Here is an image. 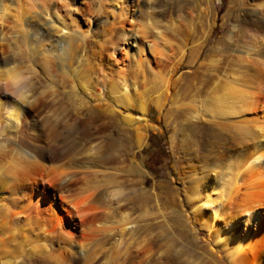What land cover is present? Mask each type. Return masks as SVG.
<instances>
[{
    "label": "rangeland",
    "instance_id": "rangeland-1",
    "mask_svg": "<svg viewBox=\"0 0 264 264\" xmlns=\"http://www.w3.org/2000/svg\"><path fill=\"white\" fill-rule=\"evenodd\" d=\"M156 2H158V5H155L156 10L151 12L152 16H150L151 13L149 16L159 28L165 27V29L163 27L165 31L161 30L165 38L170 39H168L170 52L167 54L171 56V62L174 61L173 58L178 59L176 67L179 84L177 83L176 86L175 99L179 103L170 106L165 104L161 112L157 113L151 103L152 95L146 96L145 122L137 118L139 114L132 106L134 104L127 109L114 105V100L109 93V84L116 79L117 72L122 76L123 72L127 81L130 78V81L133 79L132 84L135 90L141 91L142 86L148 84L146 81L142 82L140 76L133 74L132 58L130 56L126 58L123 49L119 48L109 55L111 49L105 42L109 37H114L115 31L128 27L127 23L122 28L112 24L109 10H112L111 8L115 12L128 10L133 14L136 25H139L146 19L144 18L146 17L144 0H50L48 2L36 0L33 6L22 10L21 20L12 8L4 15H1L0 11V68L13 66L15 70H19L20 91L27 98L22 103L19 121L21 124L28 123V127L26 125L24 130L14 128L10 124L2 127L0 145L4 147V150L0 148V158L2 159V154L3 156L15 154L18 148L24 149L27 142H32L38 147L39 154L43 153L53 158L48 164H55L70 176V182H66L61 187L57 186V183L43 185L41 180L35 179L42 199L34 203L29 208L31 210L25 209V213L18 217L17 223H21L24 234L19 233L20 231L13 234L8 232L0 237V242L6 240L0 243V264H55L56 261L52 256L59 254L62 244L55 237L50 236L47 239L43 232L34 229L33 226L37 223L32 222L35 225L26 226L23 223L24 215L30 214L29 216H32L33 220H38L39 223H41L39 219L42 222L46 218L54 220L57 214L64 213L66 210L70 212L69 201L78 194L81 197L92 194L90 204L96 200L97 205L95 204L94 207L99 205L95 210L96 216L106 222L110 220L105 224L108 228L104 225L96 228H112V230L114 228V231L109 230L108 233L99 230L96 231L98 236L95 234V237H91L90 230L84 229L79 219H71L66 215L70 225L64 224V229L72 232L80 240L85 239L83 243L85 245L87 241H90L88 245H83V249L81 248L82 255L79 254L77 246L69 253L71 254L69 264H103L104 262L106 264H230L223 252L213 245L205 229L192 221L188 209L189 201L185 196L188 193L187 176L193 171L191 160L197 166L200 164L199 166L204 167L209 164L220 175L219 167L229 160V155L235 154L239 149L235 136L231 133L221 134L214 124H230L229 126L234 127L240 124L235 125V122L229 119L212 118L209 114L210 118L204 110L197 111L199 120L197 118L193 120L190 116L196 110L187 108L188 106L185 107L186 105L181 103L187 102L191 95L194 100L199 99L202 95L201 88L204 86L208 88L213 78H216L215 74L223 78L236 62L235 58L243 56L242 51L248 39L245 40L246 38H240L241 36L234 34L231 40L224 38L218 50L215 49L214 41L228 32L234 17H242L245 7H241V10H236L234 13L227 12L229 0H214L210 6L213 9L212 15L214 14V18H211L202 0H156ZM243 2L247 5L244 12L256 3L254 0H243ZM40 3L41 5L43 3L44 7ZM160 3L167 6V9ZM85 10H88L87 14L84 13ZM104 17H107V20ZM210 21L213 23L210 24ZM169 22L176 24H168ZM135 23L134 26L137 27ZM207 25L210 29L208 28V34L205 37ZM134 26L132 30L125 28L127 42L132 41L131 52L135 47L133 40L137 44L147 40ZM145 32V36L151 40L149 29ZM69 38L73 39L69 41ZM197 41L199 44L200 41H204V45L198 51L196 59L191 61ZM97 45L100 48L97 49ZM189 53H192L191 56ZM210 56L219 58L216 64L214 61V64L206 61ZM167 62L164 61V63ZM151 65L157 69L155 63L152 62ZM169 65L171 64L167 63L164 70L168 69ZM126 69L130 71L129 77V72L128 75L125 74ZM223 72L225 74L222 77ZM145 76L146 79L149 78L147 71ZM81 80L84 81L82 82L84 86L81 85ZM161 80L159 82H162ZM0 85L3 86L4 83L1 82ZM3 111L0 110L1 116L4 115ZM127 113L137 120L124 125L120 115ZM145 124L153 125L155 129L146 127ZM135 126L139 127L144 137L142 145L138 148L133 132ZM252 127L253 125L250 124L246 126V128ZM230 141L235 143L231 144ZM231 145L235 146L227 151L226 148ZM6 151L9 152L6 153ZM16 205L0 206V223L9 222L11 213L20 210V206L17 203ZM91 205L93 206L94 203ZM117 212H122L124 215L126 213L127 219L131 222L124 231L117 229L120 226V219H118L120 217ZM106 214L113 216L109 218ZM114 215L115 218H113ZM117 220L118 223H116ZM47 224L46 226L51 229V223L48 224L49 226ZM31 227L34 229L32 232L28 230ZM82 236L87 238L81 239ZM41 242L47 247V254L50 256L52 254L51 258L38 249ZM116 245L119 254L111 259L109 254L112 247ZM250 255L245 264H254L256 261L255 249Z\"/></svg>",
    "mask_w": 264,
    "mask_h": 264
},
{
    "label": "bare ground",
    "instance_id": "bare-ground-1",
    "mask_svg": "<svg viewBox=\"0 0 264 264\" xmlns=\"http://www.w3.org/2000/svg\"><path fill=\"white\" fill-rule=\"evenodd\" d=\"M35 1L36 0H0L1 15L9 13L10 9L12 8V10H14V12L16 13L15 15L20 17L22 10L24 8L33 6ZM48 1H50V0H44V2H48ZM202 1L206 5L205 9L208 12V14L210 13L211 18H214V14L212 15L213 9L210 7L211 3L214 0H202ZM251 1H253V0H251ZM254 1L256 2V3L254 2L255 5L251 6L252 7L251 9H248L246 12H244L247 5H246V3L244 4L243 0H229V4L227 6V10H228L227 12L230 11V12L234 13L236 10H241V7L242 8L245 7L243 9V15L241 18L234 17L232 19V23L230 24L228 32L224 36L219 37L216 41H214V46L216 47L215 49L218 50L219 47L221 48L220 42L224 38H226L227 40H231L235 35H237L238 37L241 36L240 38H246L245 40L248 39L247 40L248 43H246L247 45L246 46L242 45V47L243 46L245 47V49L242 51L243 56H241V55L237 56V57L235 56L236 58L234 61H236V62L233 63V66H231L229 68V72H227L226 74L224 73V72H226L224 70V72L222 73V77L225 74L223 78H219L220 75L217 76V74H215L216 78L215 79L213 78L212 81L210 80L211 81L210 85L209 86L207 85L209 83L205 84L208 86V88L209 87L210 88L208 89L205 86L203 88H201L200 93L202 95L199 97V99L194 100L192 98V95H191L190 96L191 99L189 98L187 102L185 101V103H181V105L182 104L184 106L186 105L185 107L188 106L187 108L190 107V108H192V110L193 109L196 110V111H193V114L190 116V118H192V119L197 118V115H196L197 111L199 112V110H204L207 112L205 114H208V115L210 114L212 116V118L215 117L216 119H221V120L222 119H229L231 121H234L235 125L240 124V126H238V127L229 126L230 124H228V125L217 124V123L214 124V127L221 134H223V135H227L229 133L233 134L236 138V141L235 140L234 141L239 144V149L235 154H232L233 153L232 152L231 153L232 155H229V160H227L226 162L224 161L225 162V163H223L224 165L222 164L223 166L219 167L220 170L219 169L218 170H219V172H221V174H222V175L220 174L221 176L218 174V172L216 173V171H214V169L212 167H210L209 164L204 165V163H202L204 165V167L202 165L199 166L200 164L197 166V164H195V162L191 160L190 162L193 165V171H192V174L187 176L188 177L187 178L188 193L186 192L187 195L185 196L186 200L189 201L188 202V204H189L188 209L190 210V216L192 218V221H194V223H197L200 227L205 229V231L208 234V236L210 237L213 245L218 247V249H220L223 252L227 262L230 264H245V263H247L248 256L252 253V251L254 249L257 252V257H256V261L255 260H253V261L251 260V261L252 262L255 261L254 264H264V0H254ZM158 2H156V0H144V4L146 5L145 6L146 7V14H145L146 17H144V18H146V19L143 20L141 23H139V25H136V23H135L136 21L132 17L133 14H131V12H129L128 10L119 11V12H115L113 10V8H111L112 10H109L110 15H111V19L113 22L112 24H114L116 26L117 25L121 26V28H122L127 23L128 27H125V26L124 27L126 29L131 28L130 30H132V29H134L132 27L134 26V23H135V25L137 27H135V26L134 27L138 29V30L137 29L136 30L141 32L142 35H144V38L147 39L144 41L142 40L141 44H137L133 40L135 47H134V50L132 52L130 51V45H131L132 41L127 42V40H126L127 36H126L125 28H122L121 30H119L117 32L115 31L114 37L113 38L109 37V39L107 38L108 40L105 41V42H107L108 47L111 49V53L109 55H112L119 48L123 49V51H124L123 53H124L125 57L129 58V56H130V58H132L131 59L132 60V66H131L132 68L131 69L133 71L130 68H129V70H131L134 75H136V76L138 75L137 77L140 76L142 82L146 81V84H148V85H145L143 83L144 85L143 84L142 85L144 87L142 86L141 91H138L137 88H136L137 90H135V88L132 84L133 79L130 81V79H131L130 78V79H128L130 82L127 81L126 80L127 77L126 78L124 77V73L122 72L123 76L120 73V75H121L120 76L119 72H117V69H116L117 75L115 74L116 79L114 81L112 80L109 84L110 85L109 86V88H110L109 93H111L110 96L114 100V103H115L114 105H116V106L118 105L119 107L121 106V108L127 109V108H130L131 104H134L132 106L135 107L134 109L139 114L137 116V118L142 120L143 122L146 121V115H147V108H146L147 106H145L146 105L145 102L147 100V99L145 100L146 96L152 95V96H150V98L153 101V102L151 101V103H153V106H154L157 113L161 112V109L163 108V106L165 104H168L170 106V105H173V104L176 105V103H179L178 101L176 102V99H175L176 86H177L178 79H179V75L177 74L178 72H177V67H176V63H177L176 61H178V59L173 58L174 61L171 62V60H170L171 56L169 55V53L167 54V52H170L169 51L170 49L168 48V44L170 43V41L168 43L169 37H168V39H166L165 36L162 34V30L165 31L164 30L165 27L163 26L164 29L162 26L159 28V26L156 25L154 23V21H151V20H153V18L152 17H151L152 19L150 18V16H152L151 12L156 10L155 5ZM40 5H41V3H40ZM42 5H43V3H42ZM161 5L164 6L163 4H161ZM42 7H44V6H42ZM42 7H41V9H42ZM164 7H166V9H167V6H164ZM164 7L162 9H164ZM156 8H157V6H156ZM28 10H30V9H28ZM158 10L159 9H157V11ZM87 11L85 10L84 13H86ZM81 12H83V11H81ZM89 12H88V14H89ZM106 12L108 13V11H106ZM84 13H82V14H84ZM150 13H151V15H150ZM163 13H165V12H163ZM161 14H162V12H161ZM21 17H20V20H21ZM200 17H201V15H200ZM104 18H106L105 20H107V17H104ZM185 18H187V20H188V17L185 16ZM222 19H223V17H222ZM171 21H175V19L174 20L172 19ZM203 21H204V19H203ZM211 22L212 21H210V24H211ZM172 23L169 22L168 24H172ZM87 24H89V21H87ZM187 26H185V27H187ZM166 28H169V27H166ZM208 28H209V26L207 25V29H205L206 33L204 32L205 30L202 31L205 33L204 36L208 34L207 33ZM147 29H149L150 35L152 37L151 40H148L147 36H145V33H146L145 31ZM187 30H188V27H187ZM204 36L202 38H204ZM103 37L105 38V36H103ZM201 37L199 38L200 40H201ZM72 39L69 38V41ZM87 39H88V37H87ZM56 40H57V38H56ZM238 40L239 39H237V41ZM198 41H197L198 45H197V43L195 44L196 45L195 54L192 55L193 59H191L192 57L190 58L191 61H194L196 59L198 51L200 50L201 46L204 45L203 44L204 41L201 42L202 41L201 40L200 44ZM71 42H73V41H71ZM70 44H74V43H70ZM83 46H84V44H83ZM98 47L99 46L97 45V49H98ZM170 48H172V47L170 46ZM93 51H95V50H93ZM99 51H100V49H99ZM97 52H98V50H97ZM91 53H92V51H91ZM192 53H189V55ZM171 55H173V54H171ZM60 56H62V55H60ZM97 57H98V55H97ZM218 60H219V58H216V56H215V58L213 56H210L209 58L206 59L207 62L208 61H211V62L214 61L215 64H216V61H218ZM164 61L165 62L168 61L167 63L171 64V65H169V68L165 69V70H164V68H166L165 65L167 63H164ZM152 62L156 64L157 69H154L152 67V65H151ZM214 62H213V64H214ZM43 63H44V61H43ZM213 64H211V66ZM69 66H71V65H69ZM9 69H11V73L8 72ZM122 70L124 71V69H122ZM127 70L128 69H126V71ZM126 71H125V74L128 75V72H129V75H128V77H129L130 71H127V73H126ZM146 71L149 74L148 79H146V76H145ZM18 72H19V70L18 71L15 70V68L13 66L6 67V68H0V83L1 82L4 83L6 76L9 74L13 75L14 79L19 80L20 77H19ZM101 73H103V72H101ZM110 75H112V74H110ZM52 78H53V76H52ZM159 80H161L162 82H159ZM24 81H26V80L24 79ZM82 82L84 83V81L81 80V85L84 86L85 84H83ZM108 83H109V81H108ZM185 83H186V81H185ZM134 85H135V83H134ZM20 87L21 86H19V84H11V83H9V84L4 83L3 86L0 85V110H4L3 111L4 115L1 116V114H0V116H1V118H0V131H1V129H3L2 127L9 126V124L11 126H13L14 128H19L20 130H24L23 128L26 125L28 127V123L27 124L26 123L21 124L19 121L20 116H21V112H22V108H23L22 103H23V101H25L24 99H27V98H25V95H23V92L20 91V89H21ZM82 88L84 89V87H82ZM97 97H99V96H97ZM192 110H190V111H192ZM202 114L203 113H201V115ZM210 115H209V117L211 118ZM204 116H207V115H204ZM120 118H121L124 125H128L130 123H133V121L135 122L137 120L136 118L131 116L129 113H127L125 115H120ZM184 118H186V117L184 116ZM243 123H244V126H242ZM245 124L253 125V127L252 128H246L247 125L245 126ZM146 127L155 129L154 128L155 126L149 125V124H147ZM133 132L135 134L134 135L135 136V144L138 148L143 143V139H144V137H142L143 133H141L142 131L139 130L138 126H135L133 128ZM0 134H2V133H0ZM17 140H18V138H17ZM169 141H170V139H169ZM234 141H230V143L233 144V143H235ZM34 144L32 142L31 143L27 142L24 145V149L18 148L16 150L15 154L11 153V154H7L5 156H3V154H2V159L0 158V202L6 201L5 199L8 200L6 202L0 203V206H5V205L6 206H9V205L14 206V205H16V203L20 206L19 211H15V212L11 213V215H10L11 220L9 222L0 223V237L3 236L4 234L8 233V232H11L13 234L17 231L18 232L20 231L19 233L24 234V232H23L24 230L22 229V227L20 225L21 223L20 224L17 223L18 217L23 212L25 213V211H26L25 209L31 208L32 205H34V203H38L42 199V194L40 193L41 191L37 190L38 189L37 188L38 186L36 183L37 180H35V179L41 180L43 185H46V183L47 184L48 183L49 184L57 183V186H60V187H61V185L65 184L66 182H70L69 181L70 176L67 175L66 172L63 171V169H59V167L56 166L55 164H48V162H50L49 160H51L53 158L48 156V155H44L43 153L39 154V152L37 151L38 147H36ZM234 146L231 145L228 148H226V150L227 151L229 149L231 150V148ZM0 148L4 150V147L1 145H0ZM8 152L6 151V153H8ZM40 152H41V150H40ZM62 167H63V165H62ZM217 175H219L220 177ZM78 196H80V197H78ZM78 196H73L71 201H69L70 202L69 203L70 212L68 210H66L65 211L66 213L65 212L59 213L56 215L54 220L50 219V218L49 219L46 218V220L44 222H42V220L39 219V221L41 222V223H39L38 220H36V219L33 220L32 216H29L30 214L24 215V222L23 223H25L26 226H31V224L35 225L33 223H37L35 226H33V227H35L34 229H36L40 232H43L44 237H46V238L47 237L49 238L50 236L55 237L56 240L62 244L60 247L61 251L59 252V250H58L59 254H57V256L56 255L54 256L56 258H54L51 254L52 258L56 261V263H59V264L60 263H63V264L71 263V254H69V253L73 249L75 250V247L77 246L76 248L78 249L79 254H80V251L83 249V245H85V244H83V243H85L84 238H87V237L83 238V236H82L81 239H84V240H80L72 232H69L68 230L64 229V226H63L64 224H66L67 226L70 225V223L66 219V215L69 216L71 219L72 218L79 219V221L83 225L84 229L86 228V229L90 230L89 235L91 237L92 236L95 237L96 231L100 230V232H101V230H102V231L108 232L109 230L110 231L112 230V228L107 229L108 227L105 226V224L107 222H110V220H108L106 222V220L103 221L102 218H99L96 216L95 210L99 207V205L97 207H94L95 204L97 205L96 200L94 202H92V203H94L93 206L91 205L92 203L90 204L91 199H92L91 198L92 194L87 195V196L84 195V197H81V195L78 194ZM95 199H96V197H95ZM51 205H52V203H51ZM108 206H109V204H108ZM105 207H107V206H105ZM111 208H112V206H111ZM29 210H31V209H29ZM92 211H95V212L92 213ZM89 213H91V214L89 215ZM117 213H119L118 215L120 217V218H118V219H120L119 220L120 226L118 225L119 228H117V229H120L119 231H124L126 228H128L131 225V222H130V220L127 219L128 216L126 215V213H125V215L122 212H121L122 214L120 212H117ZM115 215L113 218H115ZM110 216L112 217L113 215L106 214V217L110 218ZM104 217H105V214H104ZM99 219H101V220H99ZM106 219H108V218H106ZM46 222L48 224L51 223V229H50V227L48 228L46 226V224H47ZM23 223H22V225H23ZM116 223H118V220ZM108 224H110V223H108ZM99 225H104L107 228L102 229V227H100L101 229H99V228L97 229L96 227ZM31 228H28V230L30 229L31 230V231L29 230L30 232H32V230L34 231V229L33 228L31 229ZM112 231H114V228ZM37 233L38 232H36V234ZM10 236H8V237L11 239L12 236L11 237ZM4 237H2V239H4ZM5 239H8V238L5 237ZM5 241L6 240H4V241L2 240L0 243H2V242L4 243ZM88 242H90V241H87L86 245L89 244ZM120 242H121V240H120ZM129 245H130V243H129ZM85 246H84V249H85ZM38 247H39L38 249H40V251L42 253H44V255L47 254V247L45 246V244L43 242H41ZM99 248H101V247H99ZM1 250H3V249H1ZM111 250H112L111 254H109V252H108V254L110 255L111 259H113L114 257H116L119 254V251H118L119 249H117V245H116V246H113ZM83 253H85V252H83ZM80 255H82V254H80ZM48 256L51 258V256L49 254H47V257ZM86 258H87V255H86ZM54 260H52V261H54ZM106 261H108V260H106ZM110 262H113V261H110Z\"/></svg>",
    "mask_w": 264,
    "mask_h": 264
},
{
    "label": "clouds",
    "instance_id": "clouds-1",
    "mask_svg": "<svg viewBox=\"0 0 264 264\" xmlns=\"http://www.w3.org/2000/svg\"><path fill=\"white\" fill-rule=\"evenodd\" d=\"M8 72L11 73V69H9ZM19 82L20 81L18 79H14L13 75H11V74L7 75L5 80H4L5 84H9V83H11V84H19Z\"/></svg>",
    "mask_w": 264,
    "mask_h": 264
}]
</instances>
